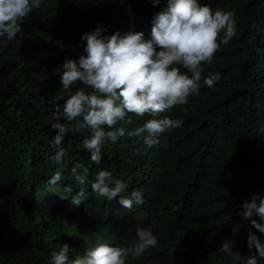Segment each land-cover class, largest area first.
Listing matches in <instances>:
<instances>
[{
    "label": "trees",
    "instance_id": "16d2710c",
    "mask_svg": "<svg viewBox=\"0 0 264 264\" xmlns=\"http://www.w3.org/2000/svg\"><path fill=\"white\" fill-rule=\"evenodd\" d=\"M164 3L41 0L15 39L0 37V264H50L65 242L71 264L98 240L128 246L137 227L159 244L126 264H244L217 251L226 239L242 258L256 254L247 246L252 226L238 212L251 193L264 195V0H199L213 12L234 11L236 34L202 64L199 94L167 113L183 125L160 137L166 148L125 135L105 144L97 165L78 148L88 133H67L63 179L47 185L60 167L51 163L57 149L49 122L68 95L60 83L64 59L78 62L81 35L98 23L105 35L134 28L147 38ZM215 73L220 78L209 88L204 79ZM132 119L127 130L152 117ZM76 163L89 168L79 205L72 197L81 186L70 174ZM102 169L127 184L125 195L143 190V204L128 209L96 195L91 182ZM69 184L72 193L62 199L58 192Z\"/></svg>",
    "mask_w": 264,
    "mask_h": 264
},
{
    "label": "clouds",
    "instance_id": "9594fccd",
    "mask_svg": "<svg viewBox=\"0 0 264 264\" xmlns=\"http://www.w3.org/2000/svg\"><path fill=\"white\" fill-rule=\"evenodd\" d=\"M158 6L162 0H150ZM41 0H0V37L9 40L22 31L23 21ZM103 24L84 32L81 41L83 53L78 62L66 57L62 64L61 88L68 93L61 107L56 106L49 126L55 130L50 143L57 149L51 163L60 165L47 181L50 189L63 179L62 146L67 133L84 135L78 148L90 153V161L100 164L106 143H116L125 135L141 138L147 148L161 145L160 137L182 127V119H173L169 113L177 105H185L192 95L199 94L202 64H211L220 44H228L236 34L235 12L213 10L199 0H165L160 11L151 17V31L147 38L143 31L130 29L105 35ZM222 33V36H221ZM219 40V43L217 42ZM186 69L182 73L180 68ZM191 73V76L188 75ZM219 73L205 77L207 87L219 80ZM82 85V87H77ZM75 88V91L72 89ZM90 89V91H86ZM152 117L138 127L127 130L133 117ZM61 119L64 120L61 123ZM80 191L72 197L80 204L85 197L83 185L88 182L89 168L76 163L70 170ZM91 187L96 195L107 201L118 198V203L128 209L143 204V190L133 189L125 195L127 184L114 178L111 171L100 170ZM73 190L69 184L58 194L68 199ZM55 191V190H54ZM252 228L264 234V195L251 193L238 212ZM249 228L247 246L255 255L242 258L226 239L217 250L244 264H261L264 261V241ZM136 239L128 246H113L98 240L96 245L77 255L71 264H126V258L136 259L158 246L157 237L148 229L137 227ZM71 247L63 243L58 251L50 253V264H69Z\"/></svg>",
    "mask_w": 264,
    "mask_h": 264
}]
</instances>
